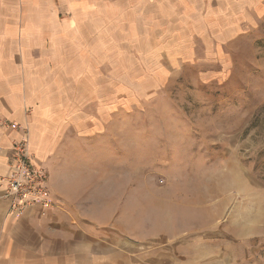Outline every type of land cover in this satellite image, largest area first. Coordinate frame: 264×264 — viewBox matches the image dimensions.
I'll list each match as a JSON object with an SVG mask.
<instances>
[{
	"label": "rangeland",
	"instance_id": "1",
	"mask_svg": "<svg viewBox=\"0 0 264 264\" xmlns=\"http://www.w3.org/2000/svg\"><path fill=\"white\" fill-rule=\"evenodd\" d=\"M0 44L49 71V159L129 264H264V0H0Z\"/></svg>",
	"mask_w": 264,
	"mask_h": 264
},
{
	"label": "crops",
	"instance_id": "2",
	"mask_svg": "<svg viewBox=\"0 0 264 264\" xmlns=\"http://www.w3.org/2000/svg\"><path fill=\"white\" fill-rule=\"evenodd\" d=\"M34 25L28 23L27 29H35ZM17 51L13 46L0 44V176L9 173L11 143L22 134V130L1 124L10 120L27 128L29 150L37 163L48 168L49 188L57 203L43 213L40 206H32L16 218L8 210L0 182V264H129L130 251L124 238L122 248L127 247L126 251L115 250L112 232L108 235L103 229L109 224L104 220L96 223L83 213L85 203L75 193L74 182L65 171H55L49 155L60 127L57 116L50 118L49 71L44 66L32 70L24 55L26 48H21L20 54ZM115 251L121 252V261L115 260Z\"/></svg>",
	"mask_w": 264,
	"mask_h": 264
},
{
	"label": "built area",
	"instance_id": "3",
	"mask_svg": "<svg viewBox=\"0 0 264 264\" xmlns=\"http://www.w3.org/2000/svg\"><path fill=\"white\" fill-rule=\"evenodd\" d=\"M1 124L6 128L22 130L21 136L13 140L10 146L9 173L0 176L8 210L16 218L23 216L32 206H40L43 213L57 203L51 195L48 172L34 160L29 150L27 128L10 120H4Z\"/></svg>",
	"mask_w": 264,
	"mask_h": 264
}]
</instances>
